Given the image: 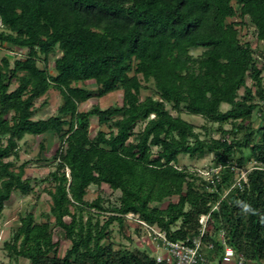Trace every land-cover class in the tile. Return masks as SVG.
Listing matches in <instances>:
<instances>
[{"label": "trees", "instance_id": "16d2710c", "mask_svg": "<svg viewBox=\"0 0 264 264\" xmlns=\"http://www.w3.org/2000/svg\"><path fill=\"white\" fill-rule=\"evenodd\" d=\"M248 23L261 43L255 47L241 35ZM263 72L264 0H0V217L14 192L33 190L28 161L17 163L20 141L46 133L58 140L54 169L42 180L49 210L40 220L32 211L20 215L3 243L8 256L28 264H166L145 249L115 247L110 225L123 227V215L134 213L169 239L191 238L199 216L218 202L204 236L215 248L206 255L221 256L223 231L246 262L263 261ZM50 89L60 104L34 118ZM116 91L120 104L80 109ZM183 114L204 119L205 137ZM181 154L213 155L211 167L221 170L212 191L179 166ZM250 160L257 165L247 183L224 195L230 167ZM102 184L120 192L115 202L86 199L91 185ZM56 230L68 242L62 254Z\"/></svg>", "mask_w": 264, "mask_h": 264}, {"label": "rangeland", "instance_id": "374dc122", "mask_svg": "<svg viewBox=\"0 0 264 264\" xmlns=\"http://www.w3.org/2000/svg\"><path fill=\"white\" fill-rule=\"evenodd\" d=\"M241 35L243 39L251 42L252 46L255 47L258 44L253 27L248 23L247 26L241 29ZM23 53L22 51H19ZM5 55H8L10 58L13 57V52L10 50L2 51ZM192 53L197 55L200 53V50H193ZM41 65V63H40ZM49 71L53 73V60L52 58L48 64ZM264 76V72H263ZM89 85L93 86L92 81L87 82ZM247 84L251 85V80L247 79ZM243 92V89L240 90V93ZM147 93L146 91L143 94ZM45 101V104L42 103ZM122 101L121 91L111 92L99 100L92 98L82 105L80 109L86 110L91 107L94 103H99L100 106L106 107L109 105L120 104ZM61 102V97L58 91L50 89L48 93L36 101L37 111L34 115V118H45L48 115L55 112L56 108ZM229 107L228 104L222 103L221 109L226 110ZM184 119L192 122L196 125L197 131L201 134L202 137H205L204 130L199 128L201 125L205 124V121L200 116H193L183 114ZM255 117V114H254ZM258 123L257 121L255 124ZM138 125L135 130L139 129ZM225 129L230 128V124H225ZM98 129L97 117L93 116L91 118V127L90 131L93 135L94 132ZM213 136L218 137L216 132L212 133ZM43 143L44 148L40 153L42 160H37L38 153L40 151L39 144ZM20 156L17 161L18 164L23 161H28V164L25 167L24 177H30L32 179L33 190L27 195H22L18 192H14L11 195L10 200L7 202L6 207L3 210V213L0 217V264H28V260L20 257L15 260L8 256L7 251L3 248V243L5 240H8L11 236L13 229L19 224L20 215L24 214L27 211H32L37 220H40V213L42 211H48L50 205V197L47 193V188L49 187L48 181H42L50 171L54 169V165L51 162L52 155L57 147L58 140L57 137L52 133H46L43 135L33 136L26 135L22 141H20ZM212 154H206L203 158H192L188 155H179V166H185L191 171L197 173L205 172L208 168L212 166ZM250 166V163L247 162L245 167ZM201 175V174H200ZM119 191H112L107 184H102L100 187L91 185L88 189L86 199L88 201L93 200L98 195H100L104 204L107 205L108 201L115 202L119 196ZM175 199V198H174ZM167 202L161 204V207H165ZM112 231V241L114 242L115 247L124 246L128 248L134 247V244L131 245L127 239L128 234H131L134 230V224L128 221H125L123 227H119L117 222H113L110 225ZM55 240H59L58 253L62 254L65 248L68 246V242L64 239V235L56 230ZM151 253V250H149ZM219 256L213 257L211 260L216 261ZM245 264H264L263 261H247Z\"/></svg>", "mask_w": 264, "mask_h": 264}, {"label": "built area", "instance_id": "2783aa9c", "mask_svg": "<svg viewBox=\"0 0 264 264\" xmlns=\"http://www.w3.org/2000/svg\"><path fill=\"white\" fill-rule=\"evenodd\" d=\"M250 166L237 167L232 165L230 169L234 172V177L231 186L225 191L224 195L232 188L242 189L247 183V175L252 168L257 165L254 160L248 161ZM221 166L208 168L200 174L212 186L208 187L212 191L215 183L220 180ZM218 208V202L206 214H201L198 218L200 225L198 234L185 239H169L165 230L157 225H150L139 215L134 213L124 214L125 221L134 224V230L131 234L129 244L140 249H145L149 252L158 263L166 264H245L246 259L242 254H237L235 250L229 246L225 240L224 232H218L220 245L222 246V254L212 261L206 253L214 250V243L211 241L205 242L204 236L210 233V214L214 209ZM139 229V231H137ZM128 248V247H127ZM151 250V253L150 251Z\"/></svg>", "mask_w": 264, "mask_h": 264}]
</instances>
